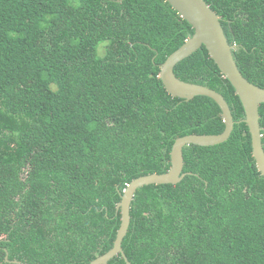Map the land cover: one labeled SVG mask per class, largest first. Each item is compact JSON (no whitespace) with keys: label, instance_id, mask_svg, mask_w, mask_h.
Segmentation results:
<instances>
[{"label":"trees","instance_id":"obj_1","mask_svg":"<svg viewBox=\"0 0 264 264\" xmlns=\"http://www.w3.org/2000/svg\"><path fill=\"white\" fill-rule=\"evenodd\" d=\"M206 2L264 87V0ZM193 33L167 0H0V264H89L113 247L132 180L167 172L178 137L224 131L214 99L173 96L160 77ZM175 73L221 92L234 129L185 146L179 183L137 189L128 260L264 264V175L242 101L204 45ZM260 115L264 145V103Z\"/></svg>","mask_w":264,"mask_h":264},{"label":"water","instance_id":"obj_2","mask_svg":"<svg viewBox=\"0 0 264 264\" xmlns=\"http://www.w3.org/2000/svg\"><path fill=\"white\" fill-rule=\"evenodd\" d=\"M167 1L181 17L192 25L194 33L167 57L161 66L160 77L168 92L173 96L190 100L197 95H205L214 99L222 110L225 129L219 134L191 133L178 137L171 150V167L167 172L150 173L132 180L124 190L121 201L117 203V209L121 211V224L113 247L89 264H109V260L118 254H122L127 263L132 264L122 247V242L130 226L131 204L137 189L148 184L179 183L186 175L183 172L185 164L183 149L185 146L190 144L210 146L222 143L230 137L235 120L224 95L207 85L185 81L175 73V66L203 45L223 75L230 80L242 101L246 114L244 121L251 133L253 156L259 170L264 175L263 128L260 122V105L264 103V87L254 84L243 75L234 56L237 45L229 42L221 22L222 17L212 9L206 0ZM6 258L8 259V256ZM13 261L21 264L19 260Z\"/></svg>","mask_w":264,"mask_h":264},{"label":"rangeland","instance_id":"obj_3","mask_svg":"<svg viewBox=\"0 0 264 264\" xmlns=\"http://www.w3.org/2000/svg\"><path fill=\"white\" fill-rule=\"evenodd\" d=\"M103 51H104V49L102 48V49H101V53H103Z\"/></svg>","mask_w":264,"mask_h":264}]
</instances>
